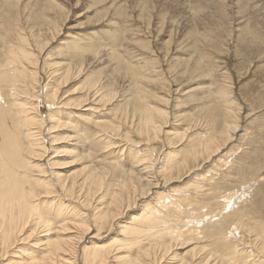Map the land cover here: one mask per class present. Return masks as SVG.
<instances>
[{"label": "rangeland", "instance_id": "1", "mask_svg": "<svg viewBox=\"0 0 264 264\" xmlns=\"http://www.w3.org/2000/svg\"><path fill=\"white\" fill-rule=\"evenodd\" d=\"M11 52L37 73L41 212L74 211L80 230L51 236L80 238L77 264H264V0H0ZM91 172L101 187H78ZM22 235L9 264L39 255L45 234Z\"/></svg>", "mask_w": 264, "mask_h": 264}, {"label": "bare ground", "instance_id": "2", "mask_svg": "<svg viewBox=\"0 0 264 264\" xmlns=\"http://www.w3.org/2000/svg\"><path fill=\"white\" fill-rule=\"evenodd\" d=\"M17 53H19V52H17ZM15 54H16V52L9 53L8 59L6 58L7 60L3 62L4 64L0 63V65L2 64L4 67V68L0 69V92L2 95H6L5 92L6 93L7 92L12 93L11 94L12 98L10 100L6 101L5 104H3L2 100H0V264H2L3 262L4 263L8 262V264H9V262H11V261H9V257L12 255L11 250L15 247L16 243L24 240L22 234L25 230H28V228L32 229V233H39L40 232V234H42V233L45 234V237H43L44 241L40 243L39 248L36 247V246H39V244H37V243L34 244V246H32V248L35 249V251H34L35 254L37 252V254H39V255L37 257L32 255L30 258H28L27 261L21 262V263H23V264H54V263L55 264H77V261H75L76 260L75 256L77 254V249H78L79 242H80L78 239H80V238H77L78 236L75 238V237H68V236H64V235L59 236V237H52L51 236L53 234H56L57 232L60 234H63V233L67 234V232H69L73 229L76 230L78 228L77 219H74V216H76V214L73 213L74 211L72 212L69 209L70 212L66 213L62 208V209H59L54 214L55 216H51V215L47 216L41 212L42 204L46 203V202L42 201V199L46 200L48 198L47 197L48 195L51 196V193L49 191H47L46 193H44L45 196H42L41 194H39L37 192L36 188H39V187H45L46 188V186L50 187L53 184L50 185V182L48 181L47 177H45L46 171H45L44 164H42V160H43L42 158L45 157L44 153L46 151V148L43 145L42 140L37 137L38 131L41 134V132L39 130V126L42 125V120H40V118H39L40 108H39V105L36 104L37 102L39 103V100L41 99L40 94L38 92V84L36 83V79H35V75L37 73L33 77L31 75H30L31 77H29L24 71H22V68L17 67V65L19 64V62L21 60H19V58L15 57ZM10 55H12V56L10 57ZM27 58H28V56H27ZM36 77H37V75H36ZM27 85H29L34 90L33 94H31L30 87H28ZM57 92L58 91H55V93H57ZM21 100H23L24 103H22ZM88 111H90V110H88ZM147 112H151L150 108H147ZM148 115H149V113H148ZM152 118L154 119L153 115H152ZM153 119H149L151 121L148 120L149 122L147 123V125L154 123ZM66 120H69V119H66ZM71 122H72V119L69 120L67 122V124H71ZM43 123H44V121H43ZM53 123H55V125L59 124V125L63 126V124H60L59 120L58 121L53 120ZM62 126H60V127H62ZM78 146L80 147V145H78ZM65 148H67V147H65ZM68 151H70V150H68ZM60 152L65 153L64 151H60ZM66 153H67V151H66ZM75 154H77V153L75 152ZM71 155H72V153H71ZM77 156H79V155L77 154ZM144 159H143V161H144ZM143 161L141 160V162H143ZM35 162H37L36 165H35ZM49 163H50V159H49ZM54 167H56V165ZM35 168L39 171V174L34 173L33 170ZM149 168L150 167L147 166V167L140 169V170H142L143 173L144 172L148 173L147 169L149 170ZM186 168H187V166H186ZM147 175H149V174H147ZM48 177H50V176H48ZM57 177H58V175H57ZM90 177L88 179H86L87 182L85 184L83 182L80 183L79 185L77 184L78 187H85L87 185L92 186L91 188L97 187V183H99V181L96 180L97 176L95 175V173L91 172ZM50 178H52V177H50ZM90 179H91V181H90ZM61 180H62V176H61ZM86 180H84V181H86ZM57 181H59V179ZM89 181H90V183H89ZM59 185L61 186V184H58L57 187H59ZM65 185H67V184H65ZM65 185H64V187H65ZM75 185H76V183H75ZM98 186L101 187L100 183ZM55 187H56V185H55ZM62 187L63 186H61V188ZM74 190H75V188H74ZM50 196H49V198H51ZM99 197H100V195H99ZM102 199L103 198H101V202H102ZM93 200H95V199H93ZM119 200H120V198L118 197L117 201H119ZM95 202H98V201L95 200ZM112 202H114V201H112ZM99 206H100V204H99ZM107 212H109V210ZM107 212H104V213L106 214ZM102 213H103V210H102ZM92 215L95 218L97 216H99V215H97V213H96V216L94 214H92ZM100 215H104V214H100ZM106 216H107V214H106ZM155 216H156V214L147 218V220L144 223V226H147V227H145L146 229L153 230L155 228V226L159 225L158 220ZM106 219H105V215H104V220H106ZM106 222H108V221H106ZM94 224H96V223H94ZM79 225H82V224H79ZM86 225H88V224H86ZM88 226L90 227L91 225H88ZM88 226H87V228L89 229ZM77 230H80V229H77ZM83 230L85 231L86 229H83ZM121 230H123V229H121ZM126 232H129V235L132 234L130 232H133V234L136 236V235L141 234L142 230L141 229L136 230V229L127 227ZM161 234H160V236H161ZM169 234H170V232H169ZM173 234H175V233H173ZM50 236H51V238H50ZM126 236H127V234H126ZM80 243L82 244V242H80ZM36 248H38V249H36ZM113 249H115V247ZM99 250L97 249V251H99ZM147 250H149V248ZM123 251H124V249H123ZM102 252H104V251H102ZM110 253L111 252H109V254ZM150 253H152V252L148 251L147 253H142L141 257L144 258L147 256V258H145V259H148V258H150L149 257ZM154 253H156V255H158L157 254L158 251L153 252L152 254H154ZM111 254H113V253H111ZM85 255H88V252L85 253ZM150 256L152 258H154V256H152L151 254H150ZM160 256H158V257L161 258ZM85 258H87V257H85ZM88 258L89 259L92 258V254H89ZM88 258L86 259V261H84L86 264H89V263L107 264L108 260H109V255H108V253H102V254H99V253L95 254L94 253L92 261H89ZM184 259L185 258L180 259L178 261L175 258H171L170 261H173L172 264H190V263L186 262L187 260H184ZM83 260H85V259H83ZM115 260H119V263H121V264H143L141 261H138V260L132 258L131 256L120 257V258H116ZM20 261L21 260L16 259L17 264H19ZM152 261H154V260H152ZM191 263H192V261H191Z\"/></svg>", "mask_w": 264, "mask_h": 264}]
</instances>
